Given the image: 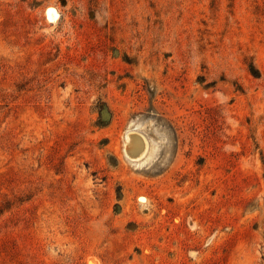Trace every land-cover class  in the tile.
Masks as SVG:
<instances>
[{
    "label": "rangeland",
    "instance_id": "obj_1",
    "mask_svg": "<svg viewBox=\"0 0 264 264\" xmlns=\"http://www.w3.org/2000/svg\"><path fill=\"white\" fill-rule=\"evenodd\" d=\"M89 260L264 264V0H0V264Z\"/></svg>",
    "mask_w": 264,
    "mask_h": 264
},
{
    "label": "bare ground",
    "instance_id": "obj_2",
    "mask_svg": "<svg viewBox=\"0 0 264 264\" xmlns=\"http://www.w3.org/2000/svg\"><path fill=\"white\" fill-rule=\"evenodd\" d=\"M49 16H50V14H49ZM132 147H133L132 134H130L127 137V141H126V152L128 153V150ZM87 264H97V262L95 260H89Z\"/></svg>",
    "mask_w": 264,
    "mask_h": 264
}]
</instances>
